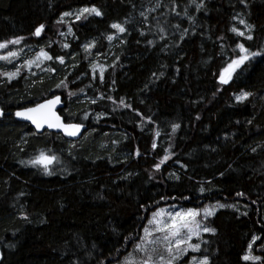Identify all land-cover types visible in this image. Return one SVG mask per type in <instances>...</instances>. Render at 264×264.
<instances>
[{
    "label": "trees",
    "instance_id": "16d2710c",
    "mask_svg": "<svg viewBox=\"0 0 264 264\" xmlns=\"http://www.w3.org/2000/svg\"><path fill=\"white\" fill-rule=\"evenodd\" d=\"M84 7L103 15L78 20ZM17 38L13 49L53 59L35 73L0 62V264H120L153 213L218 204L234 207L216 209L191 255L264 264V56L219 83L239 44L264 50V0H0V43ZM56 95L86 127L80 140L15 119ZM41 151L57 157L52 175L30 163ZM255 237L262 260L245 261Z\"/></svg>",
    "mask_w": 264,
    "mask_h": 264
},
{
    "label": "snow or ice",
    "instance_id": "6c2138e0",
    "mask_svg": "<svg viewBox=\"0 0 264 264\" xmlns=\"http://www.w3.org/2000/svg\"><path fill=\"white\" fill-rule=\"evenodd\" d=\"M195 4L196 0H192ZM241 3H245V0H240ZM159 7V4L157 5ZM198 10L204 9L205 5L203 3L196 4ZM64 16H70L72 13L65 12ZM87 15H95L97 17L102 16V12L96 7H84L79 10L77 14V19L79 20L81 17L87 18ZM179 15V13H177ZM141 16H145V13L141 12ZM146 18V17H145ZM239 23L244 25L248 30V34L246 36L247 40H252L253 36L251 32L254 31V26L247 24L244 19H239ZM113 29H116L119 33L126 32V28L119 23H113L111 25ZM159 27V26H158ZM179 28V25H176ZM161 32L164 31L163 28L159 29ZM233 33L238 36H245V32L239 30L237 27H232L230 29ZM44 31V25H40L35 29L34 35L39 37L41 33ZM144 35V33H141ZM187 35V30L181 35V39ZM163 38V37H162ZM22 38H17L13 40H9L4 43H0V49L8 48L9 44L18 45L20 44ZM113 36H108V40H113ZM149 43H152L149 41ZM64 47H68L67 44ZM86 49L90 47L89 45L85 46ZM239 54L236 59H233L231 63L224 69L223 73L219 76V83L222 85H226L232 79L233 74L244 66L246 63L254 60L257 57L264 56V50L253 51L249 48L245 47L244 44H239ZM18 55L17 52H9L8 56L0 57V59L8 60L10 57H16ZM52 60L53 57L50 56L47 52L43 50L37 56L36 60ZM59 62L61 64L64 63L62 57H59ZM35 61H28V65L31 66ZM97 65H93V70L95 71ZM114 67V65H113ZM105 68L100 67L99 69V78L101 81L104 79ZM18 75L17 73H9V79L14 78ZM63 83V81H62ZM114 83V81H113ZM60 85H57L59 87ZM67 85H65L66 87ZM252 95L249 92H242L239 96L236 97L238 102H244L248 100V98ZM103 98V97H101ZM60 103V97L56 96L54 99L48 100L45 103H38L35 107L25 108L23 111H18L15 113L17 117H20L24 120L31 121L32 124L36 126L37 129H43L45 125L50 129H61L68 136H77L80 134V131L83 127L82 124H65L59 115L55 112V107ZM92 103H96L95 100ZM120 103L125 107H130V105L125 104L123 100ZM4 115L2 109H0V117ZM87 119V116L84 117ZM199 119V117H197ZM250 123V122H249ZM180 125L175 124L172 126L173 132L179 129ZM157 136L160 135L159 132L156 133ZM153 149L157 147L155 143L152 145ZM253 152L256 151L255 148L252 149ZM136 155L139 156V150L136 151ZM170 156H165L164 160L161 161V164L168 160ZM55 161H57V157L55 155H48L45 152L41 151L39 156L33 159L30 163L33 166H43L45 173L47 175H52V171L50 169V165H52ZM160 164L156 165V170L159 171ZM179 179V177H176ZM204 189L201 188V192ZM238 196H242L243 193H237ZM225 207H234L233 205H225L218 204L217 206L211 208L203 209V218L207 219L208 217H212L216 214L217 208H225ZM247 215V213H244ZM201 212L197 209H188L187 211H180L175 213H165L163 210L160 212H155L152 215L151 220L148 221L151 228L145 227L143 229L144 236L139 244L135 246V251L144 253V256L139 260L129 259L126 261V264H176V261L186 255L188 251L191 252H200L201 245L199 243L193 244L191 243L193 237L200 239L201 232L204 233H212L215 234L216 229L207 226L206 224L201 223ZM25 219H27L25 217ZM157 234H160L157 236ZM127 239V238H126ZM260 237H255L251 244L248 245V255L243 256V260L245 261H253L259 262L262 260V257L255 256L251 254L252 245L259 240ZM206 243V242H205ZM163 247V252H160L159 247ZM166 253L167 255H165ZM191 264H211L210 258L208 256H203L202 259L192 258Z\"/></svg>",
    "mask_w": 264,
    "mask_h": 264
},
{
    "label": "rangeland",
    "instance_id": "374dc122",
    "mask_svg": "<svg viewBox=\"0 0 264 264\" xmlns=\"http://www.w3.org/2000/svg\"><path fill=\"white\" fill-rule=\"evenodd\" d=\"M42 34V33H41ZM13 44H9L8 48L6 49H0V57H3V56H8L9 52H17L18 55L16 57H10L8 60H4V59H0V62H2L4 64V66L9 65V63H13L15 64V68H12L13 71H19L22 67L24 68H27L28 70H30L31 72L35 73L36 71L38 70H42V66L43 64L46 62V60H39L37 61L36 58L37 56L40 54H37V55H33V54H29V53H24V52H21V50H18V49H13ZM28 61H35V63H33L31 66L28 65ZM7 67V66H6ZM9 68V66H8ZM53 165V164H52ZM52 165H50V169L52 168ZM215 205L213 206H209L207 208H211V207H214ZM163 210L165 213H175V212H180V211H187V210H182V209H169V208H165V209H161ZM161 210L157 211V212H160ZM201 212V217L199 219H201V223L202 224H206L208 226V220L210 217H208L207 219H204L203 218V209L199 210ZM149 228H151V225H148ZM204 232H201V235L203 234ZM160 234H157V236H159ZM199 239L193 237L191 243L193 244H196V242H198ZM159 247V250L160 252H163V247L162 246H158ZM195 252H191L190 250L188 251V253L186 255H184L183 257L179 258L177 261H176V264H191V260L192 258H197V259H202V257H197L195 255H191V254H194ZM165 255H167L166 253H164ZM144 256V253H141V252H138V251H135L134 254L130 255L129 257H127L126 259H124L120 264H126V261H128L129 259H134V260H137L139 261L142 257Z\"/></svg>",
    "mask_w": 264,
    "mask_h": 264
},
{
    "label": "water",
    "instance_id": "95a60500",
    "mask_svg": "<svg viewBox=\"0 0 264 264\" xmlns=\"http://www.w3.org/2000/svg\"><path fill=\"white\" fill-rule=\"evenodd\" d=\"M226 85H227V84H226ZM56 96H59V97H60V103L56 105V107H55L54 110H55V112L57 113V115L60 116L61 120H62L65 124H68V123L64 120V118H63V116H62V114H61V112H62V111L64 110V108H65V101H64V98H63L61 95H56ZM56 96H53L52 98H50V99H48V100L54 99ZM48 100H45V101H43V102H41V103H45V102L48 101ZM36 105H37V104H36ZM36 105L31 106V107H35ZM24 109H25V108H23V109H19V110H17L16 112H18V111H23ZM15 119H16L18 122H20V123H25V124L30 125L31 128H32L37 134H44L45 132L56 133V134H59V135H63V136H65V137H67V138H69V139H71V140H74V141L80 140V139L82 138V136H83V135L85 134V132H86V127L83 126L82 129H81V131H80V134H79V135H77V136H68V135H66L61 129H54V128H53V129H50V128H48L46 125H45V127H44L43 129H37L36 126H35L34 124L31 123V121L24 120V119H22V118H20V117H17L16 115H15ZM72 124H76V123H72ZM1 257H2V253H1V250H0V261H1Z\"/></svg>",
    "mask_w": 264,
    "mask_h": 264
}]
</instances>
